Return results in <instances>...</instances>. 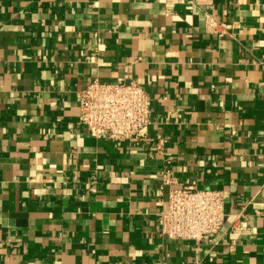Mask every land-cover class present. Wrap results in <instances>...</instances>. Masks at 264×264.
Returning <instances> with one entry per match:
<instances>
[{"label":"crops","instance_id":"obj_1","mask_svg":"<svg viewBox=\"0 0 264 264\" xmlns=\"http://www.w3.org/2000/svg\"><path fill=\"white\" fill-rule=\"evenodd\" d=\"M94 79L150 93L146 139L86 132ZM164 169L224 192L216 237L162 236ZM197 258L264 264V0H0V264Z\"/></svg>","mask_w":264,"mask_h":264},{"label":"built area","instance_id":"obj_2","mask_svg":"<svg viewBox=\"0 0 264 264\" xmlns=\"http://www.w3.org/2000/svg\"><path fill=\"white\" fill-rule=\"evenodd\" d=\"M78 98L80 125L90 136L117 143H134L149 136L153 99L138 82L94 79L79 91ZM156 151L164 154L163 140L158 142ZM161 176L163 184L171 186L169 199L160 213L162 236L198 245L216 237L227 216L224 192L196 185L172 187L177 180L170 169H164Z\"/></svg>","mask_w":264,"mask_h":264}]
</instances>
